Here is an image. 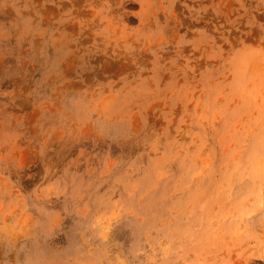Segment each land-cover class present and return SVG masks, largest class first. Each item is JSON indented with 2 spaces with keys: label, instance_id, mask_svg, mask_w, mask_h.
I'll list each match as a JSON object with an SVG mask.
<instances>
[{
  "label": "rangeland",
  "instance_id": "obj_1",
  "mask_svg": "<svg viewBox=\"0 0 264 264\" xmlns=\"http://www.w3.org/2000/svg\"><path fill=\"white\" fill-rule=\"evenodd\" d=\"M0 264H264V0H0Z\"/></svg>",
  "mask_w": 264,
  "mask_h": 264
}]
</instances>
